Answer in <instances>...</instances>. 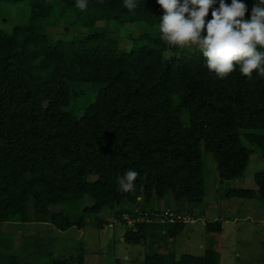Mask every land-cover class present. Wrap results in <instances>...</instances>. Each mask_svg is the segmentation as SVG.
I'll use <instances>...</instances> for the list:
<instances>
[{"label": "trees", "instance_id": "1", "mask_svg": "<svg viewBox=\"0 0 264 264\" xmlns=\"http://www.w3.org/2000/svg\"><path fill=\"white\" fill-rule=\"evenodd\" d=\"M23 1L26 20L0 26V223L81 228L51 206L87 195L93 205L86 209L95 213L129 205L115 217L167 195L194 213L206 196L204 153L213 154L224 180L244 176L254 153L247 143L264 159V78L237 69L214 79L197 48L168 56L156 0H140L134 13L123 0H89L84 12L75 0L0 3ZM242 2L250 18L253 0ZM90 83L99 85L97 96L78 117L80 86ZM127 170L138 173L132 193L118 183ZM254 179L256 189L226 195L264 200V169ZM186 225L141 224L125 240L138 244L158 228L175 238ZM205 226L203 256L151 252L143 264H220L223 222Z\"/></svg>", "mask_w": 264, "mask_h": 264}, {"label": "rangeland", "instance_id": "2", "mask_svg": "<svg viewBox=\"0 0 264 264\" xmlns=\"http://www.w3.org/2000/svg\"><path fill=\"white\" fill-rule=\"evenodd\" d=\"M28 14L27 1L1 2L0 26L11 28L10 24L24 22ZM63 30V26L57 29L58 33ZM110 34L124 36V32ZM176 48L168 46L167 55L171 56ZM185 48L194 49L196 46ZM98 86L92 83L80 86L86 93L74 105L79 109L75 113L78 117L83 114L84 107L95 100ZM247 144L254 148V153L240 179H222L213 154L204 153L206 196L194 209L197 220L187 224L175 238H169L158 228L154 237L138 244L130 243L125 240L127 226L122 222L112 225L116 210L129 205L104 208L95 213L86 209L93 205V198L87 195L80 200H67L51 206L73 221L81 220L82 229L74 225L61 230L53 223H24L17 218L0 223V264H10L12 259L18 260L19 264H143L146 253L151 252L171 253L177 259L185 254L203 256L210 245L205 225L217 219L223 222L218 243L220 264H264V200L226 195L233 188H257L254 174L264 169V159L257 147ZM170 196L163 198L165 205L172 201ZM157 204L156 199L145 207L158 208ZM171 204L172 208L180 210L194 207L185 201H172Z\"/></svg>", "mask_w": 264, "mask_h": 264}, {"label": "clouds", "instance_id": "3", "mask_svg": "<svg viewBox=\"0 0 264 264\" xmlns=\"http://www.w3.org/2000/svg\"><path fill=\"white\" fill-rule=\"evenodd\" d=\"M102 2V0H100ZM140 0H123L134 13ZM160 39L169 47L196 46L204 67L214 79H226L238 69L241 76L253 73L264 78V0H253L250 18L242 0H156ZM89 0H75L81 12ZM211 9V18L206 20ZM138 173L127 170L118 183L125 192L135 191Z\"/></svg>", "mask_w": 264, "mask_h": 264}, {"label": "built area", "instance_id": "4", "mask_svg": "<svg viewBox=\"0 0 264 264\" xmlns=\"http://www.w3.org/2000/svg\"><path fill=\"white\" fill-rule=\"evenodd\" d=\"M197 218L195 213L187 210L174 208L149 209L141 204L139 207H135L131 211L123 212L119 217H116L112 225H117V223L122 222L128 229L137 231L138 226L141 224H190L195 222ZM163 232H166V228Z\"/></svg>", "mask_w": 264, "mask_h": 264}, {"label": "crops", "instance_id": "5", "mask_svg": "<svg viewBox=\"0 0 264 264\" xmlns=\"http://www.w3.org/2000/svg\"><path fill=\"white\" fill-rule=\"evenodd\" d=\"M157 205H158V208L159 209H161V208H166V207H170V208H172V201H170V204L169 205H165L164 204V199H157ZM180 203H183V201L182 202H180ZM141 205V204H140ZM136 206H134V207H131L132 209H134ZM158 208H153V209H158ZM152 209V208H151ZM48 223V222H47ZM82 229V228H81Z\"/></svg>", "mask_w": 264, "mask_h": 264}]
</instances>
